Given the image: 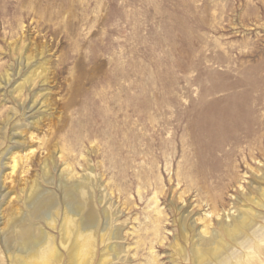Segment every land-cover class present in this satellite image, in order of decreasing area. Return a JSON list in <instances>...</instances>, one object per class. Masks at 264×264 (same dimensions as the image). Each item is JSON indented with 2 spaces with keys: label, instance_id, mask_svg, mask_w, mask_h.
I'll return each instance as SVG.
<instances>
[{
  "label": "rangeland",
  "instance_id": "374dc122",
  "mask_svg": "<svg viewBox=\"0 0 264 264\" xmlns=\"http://www.w3.org/2000/svg\"><path fill=\"white\" fill-rule=\"evenodd\" d=\"M237 101L246 109L228 112ZM218 112L226 137L213 152L194 135ZM17 141L38 150L28 183L47 144L54 175L69 160L93 179L95 209L123 233L97 243L94 264L115 243V264H187L173 248L190 249L182 219L215 231L240 208L264 215L249 200L264 189V0H0V264L26 195V178L3 179ZM40 224L59 239V224Z\"/></svg>",
  "mask_w": 264,
  "mask_h": 264
},
{
  "label": "bare ground",
  "instance_id": "6f19581e",
  "mask_svg": "<svg viewBox=\"0 0 264 264\" xmlns=\"http://www.w3.org/2000/svg\"><path fill=\"white\" fill-rule=\"evenodd\" d=\"M189 19L191 18L189 17ZM20 87L21 85L18 88ZM259 91V89H255L254 92L258 93L256 96L253 94L257 104L261 99ZM230 104L227 111L238 114L239 109H246L247 102L237 101V103ZM218 114L216 117L205 119L201 130L194 135L196 144L200 147H207L209 151L213 152L221 148L226 137L223 136L225 135L224 129L220 124V121L223 120L222 112H218ZM17 142L18 144L13 147L9 146L5 151L9 154V158H7L9 161L2 163V166H8L7 168L10 170L4 174V181L8 179L12 181L13 177L21 176L22 179L26 178L24 180L27 182L22 189V192L26 194L23 200L24 208L20 211L13 210L10 213L3 230L2 244L8 253L11 264H62L63 250L67 251V264H94L97 243L118 240L123 233L119 228L110 227L114 220L111 221L113 217L111 218L109 211L105 210L103 213L106 219L104 222L100 212L98 213L95 209L93 179L89 175L79 177L78 172L74 171L73 163L71 164L69 160L65 161L66 166L61 172L54 175L51 170L52 165L56 166L52 158L54 152L50 153L51 146L47 144L48 152L39 160L42 174L28 183L29 179L26 175L36 163L35 155L38 151L29 143H39L40 145L43 143L38 142L32 132L29 135V143ZM22 143L27 144L24 149H22ZM84 170H91L89 163H86ZM49 185H55L59 193L50 189ZM4 186L6 185L4 184ZM13 188L11 190L16 191V187ZM259 191V198L249 197V200L259 208H264V189L261 188ZM155 201L158 206V200ZM155 212L160 218L161 208L156 207ZM206 214L205 218L195 219V221H204V219L212 221L210 213ZM263 217V213L258 214V211L256 212L252 208H240L238 216L231 217L229 222L217 223L215 231L210 230V226L206 223L204 227L197 230L193 224L181 217V238L189 242L190 249L187 250L178 240L174 243L173 248L180 259L187 264H264V224L258 222ZM159 218L155 220L158 221ZM40 221H44L52 229H56L59 224V239L47 231ZM154 223L156 222L154 221ZM157 225L158 223L155 224L156 228ZM154 248L155 246L152 245V252ZM124 249L126 250L123 245L118 243L105 245L97 264H115V259H122L121 254L125 251Z\"/></svg>",
  "mask_w": 264,
  "mask_h": 264
}]
</instances>
